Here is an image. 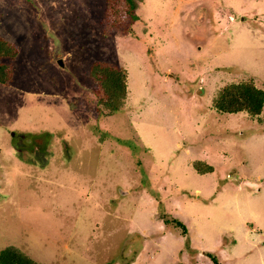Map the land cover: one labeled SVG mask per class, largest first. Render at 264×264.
<instances>
[{
    "label": "rangeland",
    "instance_id": "1",
    "mask_svg": "<svg viewBox=\"0 0 264 264\" xmlns=\"http://www.w3.org/2000/svg\"><path fill=\"white\" fill-rule=\"evenodd\" d=\"M105 6L0 0L18 47L0 84V248L39 264H264V102L213 107L227 83L264 88V0H137L107 34ZM93 61L126 70L118 111L99 110Z\"/></svg>",
    "mask_w": 264,
    "mask_h": 264
},
{
    "label": "trees",
    "instance_id": "2",
    "mask_svg": "<svg viewBox=\"0 0 264 264\" xmlns=\"http://www.w3.org/2000/svg\"><path fill=\"white\" fill-rule=\"evenodd\" d=\"M105 3L104 33L107 34L121 26H128L137 19V0H105ZM17 52L18 47L15 43L0 37V84L9 83L12 76L10 60L15 58ZM87 76L93 84L92 92L100 106L99 110H103L107 114L118 111L126 97V70L121 66L105 61H93L88 67ZM263 102L264 88L257 87L251 80H245L223 85L213 99V107L218 112L236 113L242 111L249 116H255L261 112ZM40 134L45 137L49 136L48 131ZM32 136H37V134H32ZM17 155L21 160L31 162L29 158L26 159L20 154ZM191 165L201 173L212 170L211 165L200 160L192 161ZM159 217L164 223H172L179 227L181 234L186 233V226L178 218L165 212H161ZM185 244L193 252V248L188 245L187 236H185ZM204 253L214 264L219 263L211 252L205 251ZM0 264L39 263L20 246L7 244L0 248Z\"/></svg>",
    "mask_w": 264,
    "mask_h": 264
},
{
    "label": "water",
    "instance_id": "3",
    "mask_svg": "<svg viewBox=\"0 0 264 264\" xmlns=\"http://www.w3.org/2000/svg\"><path fill=\"white\" fill-rule=\"evenodd\" d=\"M58 63H59V64H61V63H60V61H58ZM196 92H197V93H200V92H201V90H200V89H198ZM12 134H13V132H11V134H10V135H12ZM121 191L123 192V190H121Z\"/></svg>",
    "mask_w": 264,
    "mask_h": 264
}]
</instances>
